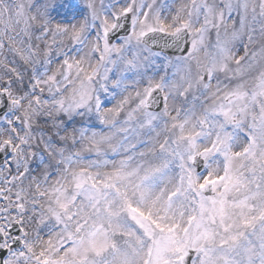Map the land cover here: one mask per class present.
<instances>
[{"label":"snow or ice","instance_id":"6c2138e0","mask_svg":"<svg viewBox=\"0 0 264 264\" xmlns=\"http://www.w3.org/2000/svg\"><path fill=\"white\" fill-rule=\"evenodd\" d=\"M0 264H264V0H0Z\"/></svg>","mask_w":264,"mask_h":264}]
</instances>
